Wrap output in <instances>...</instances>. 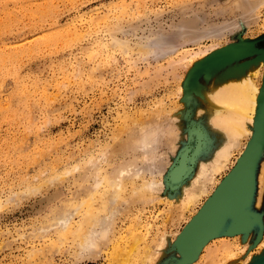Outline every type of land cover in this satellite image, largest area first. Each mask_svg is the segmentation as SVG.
<instances>
[{"label": "rangeland", "instance_id": "374dc122", "mask_svg": "<svg viewBox=\"0 0 264 264\" xmlns=\"http://www.w3.org/2000/svg\"><path fill=\"white\" fill-rule=\"evenodd\" d=\"M235 1L0 0V264H140L145 245L154 254L150 264H264L260 116L208 194L178 209L182 185L221 140L208 124L204 91L225 66L247 62L248 68L263 62L258 87H264V0ZM153 113L175 136L168 147L161 139L152 143L156 154H169L157 177L164 187L152 204L118 213V239L86 258L79 243L89 224L82 220L104 195L87 194L94 181L85 163L92 156L105 168L135 162L140 152L119 143H128ZM254 144L251 190L240 208L244 227L236 229V215L228 212L190 254L185 230ZM108 145L107 161L96 158ZM82 200L87 204L74 209ZM58 210L72 213L67 232L55 224ZM164 234L163 249L153 251Z\"/></svg>", "mask_w": 264, "mask_h": 264}, {"label": "bare ground", "instance_id": "6f19581e", "mask_svg": "<svg viewBox=\"0 0 264 264\" xmlns=\"http://www.w3.org/2000/svg\"><path fill=\"white\" fill-rule=\"evenodd\" d=\"M253 1L255 2V0ZM261 2L264 1H260V5L262 4ZM248 66H249L248 62L243 64L235 63L229 67L225 66L226 68L225 69L223 68L224 70H222V72L217 75L216 82L213 85V87H210L209 90L204 91L205 99L208 103V111H209L208 124L212 128V130H214L215 132L221 135V140L218 142L216 148L212 151V154L208 158L201 161L199 160L200 162L195 175L187 183L185 182L182 185L181 193L178 192L179 193L177 197L178 209H180L181 212L187 208H191L192 206L194 207V205L202 196L208 194L209 188L214 184L216 180V176L219 173H221L223 170H225V167L229 162L232 151L235 148H237L238 145H240L239 144L240 139L243 138L244 136L250 137V135L252 134L253 131L252 127H255L256 125L257 116H260L259 122L261 121L262 123V129L264 134V87L262 88L258 87V80H259L258 78L262 70L263 62H259L255 65L252 64L249 68ZM170 113H172V110ZM153 114L151 116H153ZM156 114L154 117L155 119L152 117L154 120L150 119L152 121L149 120L143 121L144 124L141 121L140 123H142V125L139 124L140 127L138 123L134 122L135 125L134 124L133 125L136 126L137 124L138 125L137 127H139V130L136 127L137 131L133 130L134 127L132 128V125L130 123L132 128V130L130 131L137 132V135L135 134V132H134L135 135L129 133L128 143H126L127 140H122L121 142L119 141L120 143L118 142L120 145V149H122L123 151L131 149L135 152L137 151L140 152L138 154L135 153L136 154L135 162L120 163L116 166H111L110 164H107V167L105 168V166L101 165L102 163L101 164L99 162L97 163L95 158L92 156L91 158L88 159L89 161L85 163V166L91 169L90 172L91 174L89 177H91L94 181V184L91 183L92 185L88 187L89 189L87 194L92 198L95 197L94 195H96L97 192L100 194L99 195L100 197L104 195L100 203L95 204L96 205L95 208L93 206V208L96 210L94 211L95 214L94 215L91 214L92 210L91 212L89 210L84 215L82 220L84 223L89 224V229L84 231L83 238L79 243V248L81 249L80 252L86 258L93 257V255L97 254L99 245L107 244L108 242L113 241V238H115L118 232L115 231L116 219H117L116 217H118L117 216L118 213L120 217V213L122 214L125 211H127L129 209V206L134 203H139L140 205H144V204L148 205L147 203H151L154 199H156L155 194L157 193L155 192H160L161 189H163L162 187H164L162 186L163 184L162 178L159 180L157 177H162L163 172L166 170L169 161L168 160L169 154L166 153L165 151L156 154L154 147L152 148V143L155 142L156 140L161 139L159 141L160 142L159 144H161L160 146L164 145L168 147L170 146V140H171L170 137L173 136V134L170 135L172 132L170 133L167 128H165V132H164L162 127L163 124L160 123L162 120L160 122L158 120V119H163L161 118L163 116L160 115L161 113L160 114L158 113L156 117ZM158 115L161 117L159 118ZM165 116L166 113L164 115V118L168 119V117ZM175 117H173V120H176ZM168 125L166 127H169ZM129 129L130 126L128 130ZM160 135H162L163 138ZM174 138L173 141L175 140ZM155 145L156 144H154V146ZM109 146L110 145L106 147L107 149L105 147L102 148L100 150L101 152L99 151L100 153L96 158L99 159L100 158L104 159L105 157L108 158V154L110 156L113 150L112 149L109 151L108 150ZM113 146L112 148H114ZM171 146H173V144ZM114 150H118V148L116 149L114 148ZM123 151L121 152L123 153ZM170 152H172V150ZM112 156H114V154ZM138 161H140V164L138 163ZM262 169L264 171L263 165H262ZM179 174H180L179 170H177L176 172L173 171V175L175 177L180 176ZM263 179L262 176L260 175L259 177L260 188L261 186L264 185V184L262 185ZM127 184H129L128 186H130L129 189H127ZM157 197H159V195ZM260 198L258 197V201ZM84 202L86 201L82 200L81 202L77 203L74 206V209H78L77 207H79ZM71 212L69 213L66 212L65 210L55 211L54 216L56 222L55 221L54 222L55 224H57L58 228L60 230H63L64 232H67L71 229L70 228V218L72 215ZM83 222L81 223L82 226L78 225L79 228L76 230L77 235H79L83 231L82 230L84 225ZM116 239L118 238H115V240ZM165 239L166 238L164 234L162 237H160L159 243L156 244V248H155L156 250L153 249V251L157 252L158 250L163 249L162 246L165 243ZM145 246H144L145 247L144 252L141 253V256L139 258L140 264H150L154 260L153 252L149 248H147V245ZM159 253L161 252L159 251Z\"/></svg>", "mask_w": 264, "mask_h": 264}, {"label": "water", "instance_id": "95a60500", "mask_svg": "<svg viewBox=\"0 0 264 264\" xmlns=\"http://www.w3.org/2000/svg\"><path fill=\"white\" fill-rule=\"evenodd\" d=\"M255 154L256 145L254 144L238 160L185 230L182 238L190 254L196 253L215 234L228 212L236 215V229L244 227L245 217L240 212V208L246 203L250 194Z\"/></svg>", "mask_w": 264, "mask_h": 264}, {"label": "snow or ice", "instance_id": "6c2138e0", "mask_svg": "<svg viewBox=\"0 0 264 264\" xmlns=\"http://www.w3.org/2000/svg\"><path fill=\"white\" fill-rule=\"evenodd\" d=\"M194 71H195V69H194Z\"/></svg>", "mask_w": 264, "mask_h": 264}]
</instances>
